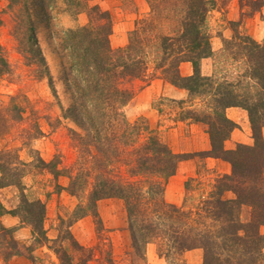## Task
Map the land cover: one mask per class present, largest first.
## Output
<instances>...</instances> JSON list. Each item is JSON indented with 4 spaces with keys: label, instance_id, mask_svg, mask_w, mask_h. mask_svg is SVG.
Listing matches in <instances>:
<instances>
[{
    "label": "trees",
    "instance_id": "16d2710c",
    "mask_svg": "<svg viewBox=\"0 0 264 264\" xmlns=\"http://www.w3.org/2000/svg\"><path fill=\"white\" fill-rule=\"evenodd\" d=\"M8 1L10 8L18 6L13 33L19 51L36 66L40 77L49 80L34 17L51 19L53 12L72 17L86 13L88 17L83 26L61 33L51 30L74 100L65 114L82 131L81 168L66 188L71 195L78 188L87 193V206L77 207L76 218L89 211L97 215L98 201L116 198L124 205L132 248L143 260L147 246L155 244L158 255L166 259L200 249L202 264H264V41L240 35L237 42L227 43L229 50L234 49L232 59L242 69L235 79L216 77L201 70V61L211 53L207 26L214 0H147L149 14L135 23L128 44L116 49L110 43L111 15L90 5L91 0ZM248 3L257 10L264 6V0ZM184 63L191 64V75H181ZM9 70L0 46V77ZM154 77L187 92L188 100L178 104L192 109H182V120L203 124L210 140L205 155L231 167L229 174L216 177L207 197L193 210L164 199L165 185L176 173L181 157L145 121L141 125L130 123L123 111L134 95L131 83L149 82ZM194 100H198L199 109ZM229 108L247 112L251 145L225 148L238 127L226 114ZM22 120V108L11 98L7 107H0V136ZM26 166L19 150H1L0 188L22 187ZM28 204L26 201L21 210L4 209L2 214L18 216L31 228L33 240L44 243L48 240L45 206L41 201ZM244 208L249 209L246 221L242 218ZM14 231L0 226V254L4 258L19 254L13 252ZM8 242L12 252L7 253ZM59 261L67 264L62 255Z\"/></svg>",
    "mask_w": 264,
    "mask_h": 264
},
{
    "label": "rangeland",
    "instance_id": "374dc122",
    "mask_svg": "<svg viewBox=\"0 0 264 264\" xmlns=\"http://www.w3.org/2000/svg\"><path fill=\"white\" fill-rule=\"evenodd\" d=\"M214 1L207 26L211 53L201 61V70L205 75H226L235 79L242 65L232 59L234 49L229 50L227 43L237 42L240 35L263 42L264 6L257 10L248 0ZM90 5L111 15L110 43L115 49L128 44L135 23L146 18L150 9L147 0H91ZM17 12L18 6L10 8L8 0H0V46L10 69L8 74L0 77V107H7L13 98L23 111V120L13 123L10 132L0 136V151L19 150L20 158L27 163L22 171V187L0 188V226L15 230L13 252L19 253L9 258L0 254V264H61V255L67 264H187L183 254L169 259L159 256L155 244L147 246L144 260L139 258L132 248L124 205L119 199L100 200L95 208L97 215L89 211L86 216L76 218L77 207L87 206V193L78 188L76 194L71 195L66 188L70 177H75L81 168L79 137L82 131L65 114L74 105V100L51 30L61 33L83 26L88 17L86 13L72 17L62 12L51 13V19L41 15L34 17L39 46L51 76L49 80L40 77L36 66L19 51L13 33ZM188 64L190 68L182 64L181 75L192 74V66ZM146 81L131 83L134 95L123 108L124 114L130 123L141 125L145 121L181 157L176 173L165 185L164 199L169 204L193 210L207 197L216 177L230 173V164L205 155L210 150V140L203 124L182 120V109H192L186 104H178L188 100L186 91L158 77ZM193 104L200 108L198 100ZM236 111L238 114H229L235 117L236 122L232 121L238 127L225 142L228 150L253 142L247 112L240 108ZM237 138L244 142H238ZM57 173L64 175L56 176ZM188 181V188H185ZM26 201L30 205L41 201L45 206L44 229L48 240L44 243L33 240L31 228L22 224L18 216L2 214L4 209L25 208ZM242 218L245 221L249 218V209H243ZM6 246L9 248L7 253L12 252L9 242Z\"/></svg>",
    "mask_w": 264,
    "mask_h": 264
},
{
    "label": "crops",
    "instance_id": "0c3cea01",
    "mask_svg": "<svg viewBox=\"0 0 264 264\" xmlns=\"http://www.w3.org/2000/svg\"><path fill=\"white\" fill-rule=\"evenodd\" d=\"M183 65H187V68H190V65L188 63H184ZM182 65V66H183ZM239 108H229L227 110V115L231 120H234L236 122L235 117H233L232 115L230 116V112L231 114H238ZM238 140V142L243 143L244 140L242 139H236ZM206 149H209L208 146H206ZM159 261H164L163 259H159L157 258ZM183 260L187 263V264H201L202 263V251L200 249H194V250H190L187 252L183 253ZM165 262V261H164Z\"/></svg>",
    "mask_w": 264,
    "mask_h": 264
}]
</instances>
